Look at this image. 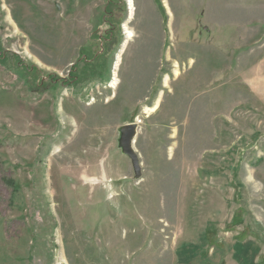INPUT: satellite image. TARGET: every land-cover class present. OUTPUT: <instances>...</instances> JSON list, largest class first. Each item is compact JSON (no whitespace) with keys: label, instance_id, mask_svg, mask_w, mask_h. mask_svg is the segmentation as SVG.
<instances>
[{"label":"rangeland","instance_id":"rangeland-1","mask_svg":"<svg viewBox=\"0 0 264 264\" xmlns=\"http://www.w3.org/2000/svg\"><path fill=\"white\" fill-rule=\"evenodd\" d=\"M0 264H264V0H0Z\"/></svg>","mask_w":264,"mask_h":264},{"label":"water","instance_id":"water-1","mask_svg":"<svg viewBox=\"0 0 264 264\" xmlns=\"http://www.w3.org/2000/svg\"><path fill=\"white\" fill-rule=\"evenodd\" d=\"M135 129H136L135 123L126 125L124 127L122 138H121L122 148H123L125 154H127L129 157H131L133 159V161L135 160V157L130 150V140L133 137Z\"/></svg>","mask_w":264,"mask_h":264}]
</instances>
